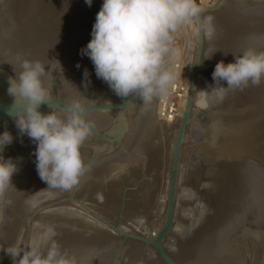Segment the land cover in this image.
I'll use <instances>...</instances> for the list:
<instances>
[{
	"label": "water",
	"instance_id": "water-1",
	"mask_svg": "<svg viewBox=\"0 0 264 264\" xmlns=\"http://www.w3.org/2000/svg\"><path fill=\"white\" fill-rule=\"evenodd\" d=\"M221 1L213 7H200V0H196L202 9L194 19L199 30L195 59L200 61L204 50L202 16L216 10ZM101 4L98 0H92L91 7L84 0H0V133L7 131L13 137L0 158L11 159L18 169L11 177L12 186L0 193V264H13L3 249L15 247L19 234L20 251L26 250L31 217L51 205L73 204L114 227L74 200L72 194L123 173L147 157L155 145L157 98L144 105L133 96L125 98L128 101L124 104V99L96 78L91 61L80 55L91 38ZM226 16L231 46L225 64L233 61L232 55L248 48L264 52V0H226ZM23 60L38 61L45 68L42 83L48 92V105L41 104L39 112L47 114L51 110L63 118L62 109L76 100L86 109L85 118L92 125L80 149L87 171L70 190L47 188L39 179L33 155L35 143L19 134L14 119L7 114L15 103L7 91L9 81L20 71ZM85 69L88 81L83 77ZM200 69L201 64L193 66L173 141L165 216L158 237L151 242L128 234L112 242L62 236L48 241L41 254L55 244L64 264H176L162 251L161 243L172 226L184 130ZM230 91L234 112L216 138L225 216L201 239L191 264H264V79L258 86L249 84ZM41 192L51 196L26 210L24 201Z\"/></svg>",
	"mask_w": 264,
	"mask_h": 264
},
{
	"label": "clouds",
	"instance_id": "clouds-1",
	"mask_svg": "<svg viewBox=\"0 0 264 264\" xmlns=\"http://www.w3.org/2000/svg\"><path fill=\"white\" fill-rule=\"evenodd\" d=\"M84 3L91 7L92 0ZM201 11L196 0H102L91 38L80 55L91 61L96 78L124 99V104L128 101L125 98L134 96L149 105L154 98L166 97L177 79V73L166 67L167 60L177 54L172 34ZM206 34L211 38L210 26ZM232 56L230 63L217 62L211 73L215 86L217 82L226 84L211 87L219 99L228 90L258 86L264 79V52L248 48ZM202 62L196 58L190 66ZM19 67L9 81L7 91L15 103L7 114L14 119L19 134L35 143L33 155L39 179L47 188L70 190L87 171L80 152L92 128L85 118L86 109L74 100L62 109L63 118L51 110L42 114L37 109L41 104L48 105V92L42 83L45 68L38 61L28 60L21 61ZM83 77L88 81L87 69ZM12 141L9 132L0 133V153ZM17 170L11 159L0 158V193L12 186L11 177ZM38 247L23 252L15 247L3 250L16 264H64L55 244L45 254Z\"/></svg>",
	"mask_w": 264,
	"mask_h": 264
},
{
	"label": "rangeland",
	"instance_id": "rangeland-1",
	"mask_svg": "<svg viewBox=\"0 0 264 264\" xmlns=\"http://www.w3.org/2000/svg\"><path fill=\"white\" fill-rule=\"evenodd\" d=\"M215 1L200 0L203 7H211L213 6L212 2L216 4L218 0ZM98 2L102 3V0H98ZM209 18L211 19L209 20ZM194 21L178 26L176 32L172 34V47L177 50V54L167 60L166 67L176 62L175 60L185 58L188 68H191V62L195 59L197 50L195 49L193 54L194 27L192 25ZM201 22L204 50L199 76L203 78L202 83L205 82L203 87L207 91L203 92L205 97L201 94L205 98L200 100L202 110L199 109L198 114L193 115L197 116L194 117L195 119L193 118L194 123L191 119L192 122L189 125L191 132L188 130V133L183 137L180 153L182 159L180 158L179 164L183 163L184 160L185 167L181 169V165H179L176 179V183H179L180 178H182L183 184L187 185L188 202L183 207V214H180L176 221L172 222L173 227L171 226L168 236L161 243L162 251L176 264H191L196 247L201 239L216 228L225 216V207L218 178L216 138L219 128L232 116L235 104L230 90L225 92L222 99L216 96L211 87L219 88L226 86V84L217 82L215 86L211 78L213 69L206 68V66L215 65L217 62L226 59L230 50L231 38L227 24L226 0H222L216 10L204 14ZM209 26L212 29L211 38L206 34ZM195 48H197V44ZM212 53L214 54L211 56ZM210 56V59H206ZM208 94L210 95L206 96ZM203 100L208 101V104L202 102ZM203 103L206 106L205 110H203ZM194 126L195 128H193ZM166 138L156 133L155 145L143 160L111 179L72 194L74 200L113 224L114 227L106 225L73 204L51 205L40 209L31 217L25 251L38 245V250L41 253L48 241L62 236L118 242L130 234L147 240L145 238L149 234L148 228L155 219V214H153L155 196L160 192L162 185H166L168 189L167 183H169L168 176L174 139L169 141ZM168 149H170L169 156ZM50 196V193L46 192L34 194L24 201V207L26 210H30L37 202ZM200 203H205L207 207L204 213L198 217L196 206ZM191 212L193 214L195 212L197 216L192 215ZM193 220L196 221L192 225ZM189 222L191 223L189 224ZM21 238L22 234H19L15 244V248L19 250ZM13 264H16L15 260H13Z\"/></svg>",
	"mask_w": 264,
	"mask_h": 264
},
{
	"label": "bare ground",
	"instance_id": "bare-ground-1",
	"mask_svg": "<svg viewBox=\"0 0 264 264\" xmlns=\"http://www.w3.org/2000/svg\"><path fill=\"white\" fill-rule=\"evenodd\" d=\"M214 1V0H213ZM217 1V0H216ZM215 1V2H216ZM222 2V1H221ZM214 2H212V5L214 6L215 4H213ZM200 7H203V3L202 2H200V5H199ZM213 6H211V7H213ZM205 7V6H204ZM194 21V20H193ZM196 23V21H194L193 22V27H194V37H193V39H192V42H193V44H192V52H193V54L195 53V47H196V44H197V34H198V31H197V23ZM207 26H208V24H207ZM205 30V29H204ZM206 36V35H205ZM195 45V46H194ZM193 46H194V48H193ZM189 57H190V55H189ZM194 59V58H193ZM191 61V60H190ZM194 62V60H192V62H191V64ZM177 63H179V62H177ZM172 64L173 63H171V65H169V67L172 69V70H174V68L172 67ZM182 67H183V64L181 65ZM180 67V66H179ZM192 70H193V66H191V68H190V71H189V73H188V76H187V88H188V86H189V84H190V81H191V78H192ZM202 77L201 76H199L198 77V82H197V87H196V91H195V94H194V99H193V103H192V107H191V110H190V113H189V117H188V120H187V123H186V128H185V130H184V135H186V133H188V130L190 131V128L191 127H189V125H190V122H192L191 121V119H193L194 117H197V116H193V115H196V114H198V112L197 111H199V109H201V106H202V104H200L201 103V101L200 100H202V99H205V98H203L202 97V95L201 94H203V92L205 93V91H207V89H205L204 87H203V84L205 83V82H203L202 83ZM206 88H207V86H206ZM210 90V89H209ZM201 91H203V92H201ZM212 92V91H211ZM207 93V92H206ZM210 93V92H209ZM200 94V95H199ZM205 94H203V96H204ZM210 94H208V95H206V96H209ZM187 96V95H186ZM205 97V96H204ZM207 99H208V97H207ZM202 102H204V103H207V102H205L204 100L202 101ZM204 103H203V106H204ZM208 104V103H207ZM206 104V105H207ZM184 107H185V105H184ZM206 106H204V109L203 110H205L206 108H205ZM203 108V107H202ZM184 109V108H183ZM183 109H182V111L180 112V115H179V117L174 121V122H172V123H164V122H162V121H158V118L156 117V108H155V134L157 133V134H160L161 136H164V137H167L166 139H168L169 141H173V139L175 138L174 136L176 135V131H177V128H178V124H179V120L181 119V117H182V112H183ZM202 110V109H201ZM200 110V111H201ZM203 112V111H202ZM201 112V113H202ZM196 113V114H195ZM200 115V114H199ZM203 115H204V113H203ZM203 117V116H202ZM199 118H201V117H199ZM195 119V118H194ZM194 119H193V123H194ZM198 119V118H197ZM199 120V119H198ZM196 123V122H195ZM197 123H198V121H197ZM196 123V124H197ZM197 126V125H196ZM193 128H195V126L193 127ZM197 129V128H196ZM193 130H195V129H193ZM191 132V131H190ZM196 132V131H195ZM194 132V133H195ZM191 135V134H190ZM189 136V135H188ZM193 137H194V135H193ZM189 138H191V137H189ZM195 138V137H194ZM192 141V140H191ZM192 143H193V141H192ZM215 145V144H214ZM170 148V147H169ZM186 148H187V146H186ZM185 148V149H186ZM169 150L170 149H168V156H169ZM187 150V149H186ZM189 154V153H188ZM186 155H187V153H186ZM185 156V155H184ZM187 157V156H186ZM170 158V157H169ZM181 159H182V157H180ZM171 159V158H170ZM185 159V158H184ZM186 161V160H185ZM187 162V161H186ZM179 165H181L180 167H181V169L182 168H184L185 167V163H184V160H183V163H181V164H179ZM214 172V171H213ZM168 175V174H167ZM179 179V178H178ZM178 181V180H177ZM168 182V181H167ZM168 184V183H167ZM177 184V186H176V192H175V200H174V213H173V221H176V219L178 218V216L180 215V214H183V207H184V205L188 202V200H187V195H188V193H187V185H185V184H183V179L182 178H180V182L179 183H176ZM207 188V187H206ZM206 188H205V190H206ZM166 190H168L167 189V186L166 185H162V187H161V189L159 190L160 192H158V194L155 196V202H154V204H155V207H154V211H153V214H155V219L153 220V222L151 223V225L149 226V228H148V232H149V234L146 236V238L145 239H147L148 241H154L157 237H158V235H159V233H160V231H161V228H162V226H163V217H164V214H165V205H166V198H167V193H166ZM205 193H206V191H205ZM41 194V193H40ZM45 196V195H44ZM33 198H34V196H33ZM207 201H208V199H207ZM210 201V200H209ZM212 201V200H211ZM35 202V201H34ZM208 203V202H207ZM196 207H197V209H196ZM195 207V209L196 210H198V217H200L203 213H204V211H205V209H206V205H205V203H200V204H198L197 206ZM210 209H211V207H210ZM209 209V210H210ZM192 213V215H194V216H197V215H195V212H194V214H193V212H191ZM190 213V214H191ZM210 213V212H209ZM206 214H208V213H206ZM209 215V214H208ZM190 216V215H189ZM203 218V217H202ZM211 218V217H210ZM204 219V218H203ZM172 221V222H173ZM194 221V223H192V225L193 224H195V221L196 220H193ZM203 221V220H202ZM207 221V220H206ZM97 222V221H96ZM191 222H189V224H190ZM189 224H188V226H189ZM174 225V224H173ZM191 226V225H190ZM173 227V226H172ZM197 227V226H196ZM133 228V227H132ZM198 228V227H197ZM187 229V228H186ZM198 231V230H197ZM191 236V235H190ZM176 239V238H175ZM178 247V246H177ZM172 248V247H171ZM168 249V248H167ZM171 253H172V250H171Z\"/></svg>",
	"mask_w": 264,
	"mask_h": 264
},
{
	"label": "built area",
	"instance_id": "built-area-1",
	"mask_svg": "<svg viewBox=\"0 0 264 264\" xmlns=\"http://www.w3.org/2000/svg\"><path fill=\"white\" fill-rule=\"evenodd\" d=\"M172 67L177 73V79L169 89L166 97H158L156 104V116L164 123L174 122L184 108L187 95V76L190 71L185 58L175 60ZM179 62V63H177ZM183 64V67L181 66ZM180 66V67H179Z\"/></svg>",
	"mask_w": 264,
	"mask_h": 264
}]
</instances>
